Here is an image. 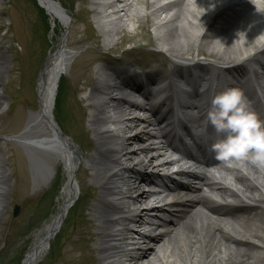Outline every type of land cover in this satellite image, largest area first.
Here are the masks:
<instances>
[{"label":"bare ground","instance_id":"bare-ground-1","mask_svg":"<svg viewBox=\"0 0 264 264\" xmlns=\"http://www.w3.org/2000/svg\"><path fill=\"white\" fill-rule=\"evenodd\" d=\"M37 1L43 10L50 32L53 33L58 29L60 43L50 51L36 81L39 112L37 110L28 112L25 125L15 136V140L28 157L30 154L33 155L31 161L33 165L45 167L43 187L51 182L55 174L53 169L58 162L61 163L64 180L60 184V192L49 222L35 233L21 264H34L40 260L42 256H39L40 252L45 254V248L53 238V229L59 225L69 205L72 201L74 203L78 196L75 182L78 172L88 179L91 187L99 190L94 203L87 209L89 214L85 215L86 218H91L88 220L89 226L95 227L93 240H97L96 258L99 264H264V166L248 159H239L234 161L236 171L230 174V177L222 176L220 170H216L211 177L199 176L196 179L202 182L205 191L210 196L216 197L210 200H206L202 195H192L194 190L186 187L188 186L186 184L181 185L180 188L184 187V191L190 193L189 196L170 192L171 195L167 198L160 197L159 192L139 191L138 186L134 185L136 181L147 182L153 172L170 165L173 161L164 156L167 148L165 142L160 148L155 147V141L159 137H153L154 133L150 131L155 127V120L148 116L139 118L137 115H131L122 108V103L125 105L127 102L113 99V93L120 89L117 80L128 74L129 70H115L104 63L94 68L92 78L89 74L85 76L80 85H78L79 76L69 78L71 88L75 86L70 90L71 95L89 89L87 96L84 97L86 104L82 108L80 119L88 117L89 128L85 133L87 136L91 135L92 146L87 147L83 152L73 140L64 137L54 120L53 106L58 81L67 75L75 57L73 51L70 48L71 51L68 50L70 46H68V38L71 45L76 47L80 42L78 40L74 42L71 38L77 33L76 28L68 32L71 23L70 14L64 6L55 0ZM78 1L84 5L89 4L86 13L91 14L96 22L97 35L93 41L100 52L103 50L102 57L109 54H104L106 50L112 51L121 45L122 40L131 36L125 31L121 34V30L130 22L143 24L150 21L156 27L154 34L156 45L164 50L172 61L173 69L170 74L172 77H177L181 63L187 61V55L193 50L199 55L213 59L208 65L193 61L191 67L194 77L197 78L196 84H200L204 91L210 94L219 91L217 84L221 79L231 78L232 74H246V58L250 62H258L260 66L264 65V47H258L260 41L257 40V37L264 33V11H262L264 0H248L240 4H233L231 0H176L167 5H159V0L154 2L142 0L145 6V13L142 15L135 8V0ZM7 4L9 0H0V20L8 11ZM117 4L119 7L115 9ZM234 5L239 6L237 11L232 7ZM170 6L175 10L167 16ZM105 9H110L111 14L120 15L114 20L101 22L100 18L106 19L109 15L103 16ZM32 14H34L32 10L29 12L22 9L19 16H14L15 20L10 27L17 34L16 41L25 47L22 50L23 54H27L26 42L29 35L33 39L32 43L36 42V25ZM160 14H165L164 19H166L161 24L157 22ZM217 21L221 22L219 26H216ZM237 30L245 32L244 44L233 41ZM120 34L122 40L117 44L115 37ZM217 37L223 44L215 39ZM127 40L132 41L130 38ZM8 42L9 39L0 36V87L3 85L4 75L15 70L7 56L14 52V49L8 47L6 51L4 50L3 45ZM36 48L31 50L32 60L22 71L21 77L29 69L33 70L37 64L39 49ZM249 48L255 50L249 55H244ZM261 57L263 60L257 61ZM17 59V63H21L22 53L18 54ZM231 62L238 64L242 62L245 67L240 66L224 72L231 73L227 76L222 72L221 65H228ZM90 65L91 63L87 67L91 68ZM218 66L219 73L213 74L210 79L209 69ZM19 69L20 67L17 70ZM253 74L258 78L259 75L264 76V73ZM144 76L152 83L162 79L160 74L153 72L144 73ZM168 88L170 91L174 90L170 83ZM241 90L243 91V87ZM3 104L4 98L0 94V108ZM191 106L197 108L196 104H190L186 108ZM138 107L141 109L140 106ZM17 108L19 110V106ZM148 111H152L150 113L154 115L152 109H148L146 113ZM0 117H2L1 112ZM16 117L19 123L22 114ZM9 124L8 126L14 128L17 122L15 126L11 125V122ZM2 130L0 128V131ZM131 145L136 147L132 148ZM1 150L3 148L0 145V222L4 214H2L4 202L8 198V194L4 191L9 182V174L3 166L5 162L1 158ZM12 160L16 165L22 163L19 155ZM8 163L12 165L11 162ZM184 170L180 168V171ZM122 173H129L135 177L131 186L127 185L128 180L121 176ZM36 179L37 176L32 177V180ZM224 179L227 180L226 183ZM152 183L159 185L153 181ZM123 186L126 188L123 189ZM85 188L88 186L85 185ZM129 191H133L134 197H127ZM228 197L235 198L239 204L224 205L221 201ZM128 198L130 203L126 201ZM189 204H197L198 207L193 210ZM168 211L177 212L182 216V219H179L169 215L172 229L166 227L165 220L160 218L155 220L157 216H150L151 214L161 216L169 213ZM243 212L242 216L236 215ZM140 225L150 230L152 228L151 233L146 231L148 233L146 235L140 231L136 232L135 228ZM224 230H229L231 233L227 234ZM128 234L143 239L140 244L144 245V249L140 244L135 250L126 249L124 242L128 239ZM256 249L258 251H252ZM65 259H68L67 263H73L70 252L66 254Z\"/></svg>","mask_w":264,"mask_h":264},{"label":"rangeland","instance_id":"rangeland-1","mask_svg":"<svg viewBox=\"0 0 264 264\" xmlns=\"http://www.w3.org/2000/svg\"><path fill=\"white\" fill-rule=\"evenodd\" d=\"M55 1L64 6L68 14H70L71 23L68 32H70L72 28L77 29V33L71 36V38L74 39H72V41L77 42L75 40H78L80 42V40L83 39L81 43H84V45L76 47L71 45L70 38H68V46L70 45L69 47L77 53L76 55L74 54L75 57L72 59L68 73L63 78L68 79L71 76H79L78 85H80L85 76L89 74L92 78V75H94L92 74V71L95 70L94 68L100 67L104 63L108 66L124 65L122 63L118 65L115 64L117 61L116 59L121 55L123 56L122 58H124L121 62L133 64L134 66L132 68L137 72H139L137 67L142 68L147 64L154 63L153 68H156V71L161 72L163 75L167 74L166 71L162 69L166 67V64L161 63L165 61V63L169 62L170 60L168 59H164L161 63H158L157 59H154L153 54L149 51H146L145 54L136 52L139 55L132 51L126 54L129 50H132L131 48H133V46H157L154 40V33L151 32V30L149 31L145 28L136 29L131 36L129 35L130 37H126L125 40L121 39L122 41H117V44L121 41V45L113 49L114 55L102 57L103 50L100 52L96 48V43L93 41V38L96 37L95 35L97 34L89 24V20H91L92 16L86 13L89 4L84 5L78 0ZM7 6H9L8 11L1 16L0 20V24L2 25L0 36L9 39V42L3 45L5 51L8 47L14 49V52L7 54V56L10 60L9 63L11 64L12 62V66H14L15 70L8 75H4L3 85L0 87V94L4 98V104L0 108L2 114V117H0V128L3 129L0 131V145L3 148V150H1V158L5 162L3 166L7 170V174H9L8 186L5 187L4 191V193L8 194V198L4 202V208L2 210V214H4L0 222V264H17V262L21 260L27 245L32 241L35 233L49 222L56 205L57 189L64 180V172L62 167L58 168L52 184L48 188H44L43 176L46 173L45 167L35 164L34 166L31 162L33 160V155L30 154L28 157L22 146L13 140H9L7 137H9V134H15L22 130L28 112H34L36 110L35 88L38 78L37 75L43 68L44 59L50 48L54 46L57 47L60 34L58 29H55L53 33L48 30L46 19L36 8V4L33 0H9ZM135 7L143 13L144 10L141 6ZM22 9L28 10L29 12L32 10V12H34V14H32L34 17L33 22L36 25V42L33 44V39L29 35V39L26 42L27 54H23L22 50L25 47L21 46L16 41L15 37L17 34L10 29L15 20L14 16L20 15ZM127 38L132 39V41H128ZM33 48L39 49L37 64L33 70L29 69L28 72L24 73L21 77L22 71L29 66V62L32 60L31 50ZM21 53L22 61L20 60L21 63H17V56ZM193 54L194 50L191 51L187 57H191ZM89 63H91V68L87 67ZM168 65L169 64H167V66ZM18 67H20L19 70H17ZM67 83L68 86L66 82L62 80L57 89L53 115L56 124L59 126L60 130H62V134L72 139L73 142L78 145L79 149L84 152L87 147L90 148V146H92L91 135L88 134L87 136L85 133L89 128L87 124L88 117L85 118L86 122L84 119L82 120V117L80 119V115L83 111L82 108H84L86 103L80 105L81 103L77 102L78 99L75 93L71 95L69 91V79ZM74 87L75 86L71 89ZM18 106L20 111L17 108ZM17 111L19 114H22V120L20 119L19 123L18 119H16V116L19 115ZM7 120L11 122V125L13 124V126H15L16 122L17 125L12 128V126H8L9 122L7 123ZM82 122H84V124L80 125ZM17 155L22 158V163L19 165H16V162L12 160L16 158ZM8 162H11L12 165ZM33 172L34 174H32ZM36 176L37 179L32 180V177ZM83 179L84 181H82ZM76 182L80 188L77 202L70 208L60 226L59 232L52 239L49 252L45 254L42 261L38 264H70L67 263L68 259H65L68 252H70V256L73 259L72 264H99L96 258L97 240H93V229L95 227L91 228L88 222L91 218L85 217V215L89 214L87 209L90 204H93L94 198L99 195V190L91 187L88 179L83 177L80 172L76 175ZM85 185L88 186V188H85ZM124 188H126V186ZM140 188L142 187L140 186ZM128 193L127 194L130 196L133 195V191H129ZM126 201H128V199ZM14 206L19 208L16 217L12 216Z\"/></svg>","mask_w":264,"mask_h":264},{"label":"clouds","instance_id":"clouds-1","mask_svg":"<svg viewBox=\"0 0 264 264\" xmlns=\"http://www.w3.org/2000/svg\"><path fill=\"white\" fill-rule=\"evenodd\" d=\"M215 39L222 43L220 38ZM234 40L244 44L245 32L237 30ZM257 40L260 41L258 47H264V33ZM254 50L249 48L244 55ZM206 116L213 129L223 133L209 145L217 159H248L264 166V121L250 109L239 89L225 88L215 93Z\"/></svg>","mask_w":264,"mask_h":264},{"label":"water","instance_id":"water-1","mask_svg":"<svg viewBox=\"0 0 264 264\" xmlns=\"http://www.w3.org/2000/svg\"><path fill=\"white\" fill-rule=\"evenodd\" d=\"M16 213V212H15Z\"/></svg>","mask_w":264,"mask_h":264}]
</instances>
